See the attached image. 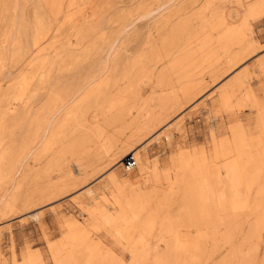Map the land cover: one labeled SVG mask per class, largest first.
<instances>
[{"label":"rangeland","instance_id":"1","mask_svg":"<svg viewBox=\"0 0 264 264\" xmlns=\"http://www.w3.org/2000/svg\"><path fill=\"white\" fill-rule=\"evenodd\" d=\"M263 140L264 0H0V264H264Z\"/></svg>","mask_w":264,"mask_h":264},{"label":"bare ground","instance_id":"2","mask_svg":"<svg viewBox=\"0 0 264 264\" xmlns=\"http://www.w3.org/2000/svg\"><path fill=\"white\" fill-rule=\"evenodd\" d=\"M263 141H264V140H263ZM132 159L135 160L134 158H132ZM130 161H131V160H130ZM135 165H137V161H136V160H135ZM127 166H128V163L126 164V167H125V168H126V171H127V172H130L131 169H132L133 167L131 168V167H127ZM238 184H239V183H238ZM117 200H118V199H117Z\"/></svg>","mask_w":264,"mask_h":264},{"label":"built area","instance_id":"3","mask_svg":"<svg viewBox=\"0 0 264 264\" xmlns=\"http://www.w3.org/2000/svg\"><path fill=\"white\" fill-rule=\"evenodd\" d=\"M135 166V160L131 159V161L128 162V166L127 167H134Z\"/></svg>","mask_w":264,"mask_h":264}]
</instances>
